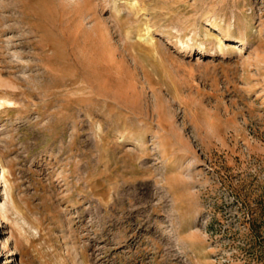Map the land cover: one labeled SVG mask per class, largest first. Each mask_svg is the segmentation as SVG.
I'll list each match as a JSON object with an SVG mask.
<instances>
[{
    "label": "rangeland",
    "instance_id": "rangeland-1",
    "mask_svg": "<svg viewBox=\"0 0 264 264\" xmlns=\"http://www.w3.org/2000/svg\"><path fill=\"white\" fill-rule=\"evenodd\" d=\"M0 264H264V0H0Z\"/></svg>",
    "mask_w": 264,
    "mask_h": 264
},
{
    "label": "bare ground",
    "instance_id": "bare-ground-1",
    "mask_svg": "<svg viewBox=\"0 0 264 264\" xmlns=\"http://www.w3.org/2000/svg\"><path fill=\"white\" fill-rule=\"evenodd\" d=\"M0 165L2 166L3 169H5V165H4V162L0 159ZM5 177V174L2 173L1 176H0V179ZM7 207L6 205L3 203L2 206L0 207V214H2L3 216L7 214Z\"/></svg>",
    "mask_w": 264,
    "mask_h": 264
}]
</instances>
